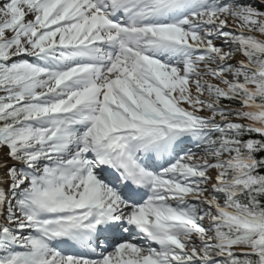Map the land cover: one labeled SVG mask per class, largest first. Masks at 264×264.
<instances>
[{
  "label": "snow or ice",
  "instance_id": "1",
  "mask_svg": "<svg viewBox=\"0 0 264 264\" xmlns=\"http://www.w3.org/2000/svg\"><path fill=\"white\" fill-rule=\"evenodd\" d=\"M0 264H264V0H0Z\"/></svg>",
  "mask_w": 264,
  "mask_h": 264
}]
</instances>
